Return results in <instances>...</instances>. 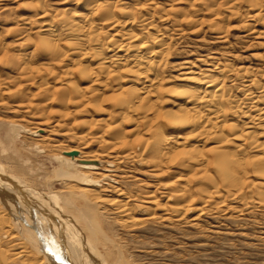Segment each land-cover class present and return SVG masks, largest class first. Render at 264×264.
<instances>
[{"label": "bare ground", "instance_id": "bare-ground-1", "mask_svg": "<svg viewBox=\"0 0 264 264\" xmlns=\"http://www.w3.org/2000/svg\"><path fill=\"white\" fill-rule=\"evenodd\" d=\"M81 2L79 11L77 7ZM225 2L232 6L247 2V9L251 11L253 8L259 13L264 10L259 0ZM153 7L158 8L155 0H70L60 11L42 6L36 9L37 21L31 17L22 20L24 29L19 42L0 46V59L14 62L16 66L14 75H0V96L9 93L10 86L16 84L19 89L25 88L20 92L10 90L16 92L17 97H22L28 88H35L37 96L52 101L57 95L59 103L67 108L73 103L76 108L87 104L97 109L102 100L112 102L116 109L112 116L115 124L103 123L106 125L98 127L92 140L102 145L104 158H85L80 149L78 151L79 147L74 150L77 157L52 155L56 173L46 191L26 177L32 170L27 173L25 164L21 163L20 168L14 165V168L0 161V237L18 242V258L25 257L31 248L37 258L33 264H102L97 255L92 254V240L96 244L110 243L111 249H116L120 256L116 264H126L122 247L104 229L105 225L102 227L105 218L118 220L119 229L126 232L141 229L150 220H181L189 217L190 211H195L196 216L191 218L195 221L212 210L220 215L231 209L232 214L240 216L253 207L264 208V94L261 85L246 68H238L243 76L246 74L244 78L241 75L246 85L240 84L248 90L242 100L233 101L227 93L229 87L225 89V76L227 73L233 76L235 70L226 65L219 66L223 67L221 69L215 64L200 72L185 71L179 75L181 83L171 84L173 76L168 75L166 68L170 55L167 29L159 28L153 15L144 13ZM171 7L163 8L161 18H169ZM207 9L214 12L215 7L211 3ZM172 20L179 25V19ZM111 47L112 52L108 50ZM43 56L53 62L38 63ZM84 82L88 86H83ZM167 95L182 97L183 103L166 108ZM247 102V110L242 111ZM27 105L19 104L14 112L22 111L23 106L25 111L33 107L38 111L40 106L36 102L33 107L30 103ZM56 112L60 120L68 116L67 111ZM60 120L53 122L52 127L64 125ZM46 121L45 124L51 123ZM52 127L49 128L53 130ZM183 130L189 133L183 135ZM22 131L34 135L35 131L44 129L29 131L15 121L10 124L8 138ZM47 137L37 141L39 151H45L44 145L50 141ZM74 138L82 147L91 144L87 135ZM195 140L200 141L201 146L194 145ZM57 146L62 145L58 143L54 147ZM111 158L112 161L108 160ZM138 159L146 161L152 176L168 177L167 182L158 183L165 190L164 198L155 192L154 196L152 192L139 193L132 189L134 186L125 187L131 177L128 163ZM33 171L41 174V170ZM57 182L64 184L62 189H57ZM136 200L144 202L133 205ZM187 203L192 204L189 207ZM78 220L85 223L84 228L79 229ZM1 251L0 256L5 252Z\"/></svg>", "mask_w": 264, "mask_h": 264}, {"label": "rangeland", "instance_id": "rangeland-1", "mask_svg": "<svg viewBox=\"0 0 264 264\" xmlns=\"http://www.w3.org/2000/svg\"><path fill=\"white\" fill-rule=\"evenodd\" d=\"M68 1L70 2V0H0V31L2 32L0 46L4 47L8 43H16V41L19 42L22 39V31L24 29L22 20L24 18L31 17L32 20L37 21L35 20L38 19V16H36L37 8L46 6L52 11H60L69 4ZM169 1L170 0H155L158 8L153 7L144 13L147 14V16L153 15L152 19L154 18V23L159 28H162V30L167 29L169 36L168 38L171 39V41H169L170 39L168 40V54L170 53V55H168L169 58L166 59V65L169 64V66H166L167 72L169 73L167 74L170 75V77L173 76L170 78L171 84H177L179 81L181 83L182 81L179 79V75L185 71L194 70L193 72H200L199 70H207V68H211V66L214 64L218 67H224L226 65V68H234L235 70L233 71L235 72L233 76L231 73L230 75L227 73V76H225V89L229 87L227 89V93L230 94L233 101H238V99L242 100L245 96L244 94L246 93V90H248V87L243 89L246 86L243 85L245 82H243V79H241L243 72L240 71V67L246 68L249 72L248 74H254L252 76L256 78L257 82H259L262 87L261 91L264 94V10L259 13L256 8H253L251 11L250 8L247 9V2H242L235 6L233 5V7L232 5L226 3L225 0ZM211 3L215 7V10L214 12L211 10L210 12H207L209 11L207 6ZM259 4L264 8V0H259ZM81 5H83L82 2L77 7V10L81 11ZM169 6H172V10H169V18H161V16L164 14L163 8H170ZM186 11H188L190 15L187 14ZM257 12L259 13L257 15L261 16L258 17L255 14ZM173 18L180 20L179 25L175 24V21L172 20ZM177 26H180V28ZM10 28H16L17 30L13 31ZM173 28H175L176 31H174ZM32 48L30 49L31 51L33 50ZM108 50H111L110 52H112V47ZM10 52H14V50H11ZM108 54L112 55L113 53ZM41 58L39 59L40 61L38 63H44L47 65L53 62L47 56H43ZM14 65V62H11L7 59H0V75H14L13 72L16 67ZM223 67L219 68L222 69ZM237 69L240 72H237ZM245 75L246 74H244L243 78L246 77ZM176 76H179V80L176 79ZM75 78L73 80L78 81V77L76 79ZM174 78L177 81H174ZM240 82L243 84H240ZM52 85H54V83H52ZM82 85L88 86V84L85 82L82 83ZM17 87L18 86L16 84H12L10 86V90L16 91V89H18L17 91L20 92V90L25 89H19ZM10 90L9 93L0 96V161H2V163L6 164L7 166L12 165L11 167H14L15 165L19 168L21 167V163L25 164L28 168L27 173H30V169L32 170L31 173H33L32 175L30 173L31 176L26 174V177L32 179L34 182H37L38 184L34 185H38L42 191H46L48 183L55 179L56 167L55 165L53 166V162L51 161L52 155L61 154L65 156L77 157V152L75 154L73 153L75 152L74 150H77L76 147H79L78 151L80 149V154L84 155L85 158H104V148L100 143H93L92 140L96 135V130L100 129L98 127H104L106 125H103V123H107L108 125V123L110 124L116 122L115 118L112 117L116 113V109L112 102L107 103L101 100L99 101L100 106L97 109L87 104H83L81 105L82 107L76 108L73 103V106L69 103L67 108L64 104L59 103L57 95L54 96V100L50 101L47 99V101L45 100V97L43 98L39 95L37 96L36 93L38 92L35 88H28L25 91L26 93H23V95H25H22V97L21 95L18 97L14 96V93L17 91L13 93ZM173 97L169 95L165 96L166 99H164V106L166 108H172L174 107L172 106L174 104L177 107L183 103V99H181L182 97L177 96L175 98V95H173ZM22 100L23 102H20ZM31 102H33V104ZM35 102L36 105H40V109L38 107V111L35 107H33ZM28 103H30V107H33L30 108L31 111H25L24 109L29 106L27 105ZM233 103L235 105V102ZM233 103L230 105L234 106L232 105ZM19 104H25L26 107L23 106V112L21 110L14 112L17 110L16 106ZM248 106L249 104L247 102V104L243 105L242 111L247 110ZM91 107L93 108V111ZM40 110L41 112H39ZM57 110L67 111L68 116L64 117L63 119L61 118L60 120L59 114L57 112L55 113ZM45 116H48V118H45ZM47 119L51 122L49 123L50 125L48 123L45 124ZM57 119L60 120V123L64 124H61L63 128H61L60 125L57 126L58 128L56 127L57 129L52 127ZM15 121L17 123L23 124L26 130L35 131L43 128L44 131H35L34 135L28 134L26 131H22V133L20 132L19 134L15 135L12 137V139L8 138L10 124ZM50 126L53 128V130L49 128ZM181 132L183 135H185L189 133V130H183ZM81 134L87 135V140L89 143H91L87 145V147H82L79 145L77 143L78 141H76V138H74L75 136H79ZM45 136H48L47 138H49L50 141L44 145L45 151H39V148L37 149L38 146H36L38 145L37 141ZM132 138H135V136ZM51 142L53 144H51ZM57 142L62 145L61 148L59 146L54 147L55 145H58ZM192 143L194 145L201 146L200 141L195 140L192 141ZM92 145H94V147ZM97 149H100V151L98 152ZM36 152H41V154ZM120 152H122V150H120ZM114 153L117 152L114 151ZM27 154L30 155L31 159L33 157L34 161L31 160ZM15 160L17 161L15 162ZM108 160L112 161V158ZM131 162H129L127 166V169H129L128 171L130 172L128 173L131 175V177L125 187L127 186L126 188L129 189V187L132 188L134 186L132 189H136L135 191L139 193L152 192L153 196L156 194L157 196L164 198L166 194L163 195L162 192L165 190L162 189L163 186L158 185V183L167 182L169 180L168 177L166 175H159L156 177L154 175L152 176L149 173V166L144 160L140 161L138 159L133 160V163ZM40 167L43 169H40ZM33 170H41V174L40 172ZM20 173L21 171L19 174ZM20 175L24 177V175ZM57 183H59L56 186L57 189H62L64 184H62V182ZM156 184L158 185L157 189H155ZM193 188L195 189L196 187ZM171 189L168 190L170 193L172 191ZM250 197L251 196L248 198ZM143 202V200H136L132 204L141 205ZM191 204L192 203H187L189 207ZM232 211L233 210L230 209V212L227 210L225 211L226 213H221L220 215L216 213V215L214 210H212V213L203 215L200 217L201 219L199 218L195 221H192L191 219L195 211H190L187 214L189 217L184 216L185 218L183 217L184 220L181 219L182 221L180 219L178 220V218H173L172 220L163 218L162 220H157L159 222L156 220H150L152 222L149 221L145 223L144 227H141V229L136 228L134 231L126 232H122V230L119 229V222H117L118 220H114L113 218H105V222L102 221V227L105 225V228H103L106 229V231L114 238L116 242L118 241L116 244H118L120 248L122 247L121 249L126 264L128 261V264H264V208L253 207L248 211L243 212L240 216H238V213L232 214ZM194 216H196V213ZM77 222H79V224H77L79 229L80 227H85V223L83 224L82 221L78 220ZM194 223H197L199 226L197 227L196 224L194 225ZM135 233L137 235L136 237H134ZM84 235L89 236V233ZM120 239L122 241H120ZM88 240L90 241V239ZM17 243L18 242H16L15 239L0 237V245L4 247L3 248L0 246V253L3 252L1 251L2 249L5 251L4 254L0 256V262L4 263L5 261L4 264L35 263L37 258L31 251V248H29L25 257L23 256L18 258V255L16 256V253L19 252V246L16 245ZM96 243L97 242L92 240L90 241V244H93L91 246L92 254L94 253L93 255H97L96 257L102 264H116L120 260L117 250L111 249L112 245H110V243L104 242V244L102 241H100L98 244ZM101 243L103 244L101 245ZM8 245H10L12 248ZM6 247H8V249L11 248L12 250H6ZM8 254L10 255V260ZM5 255L8 258H6Z\"/></svg>", "mask_w": 264, "mask_h": 264}, {"label": "water", "instance_id": "water-1", "mask_svg": "<svg viewBox=\"0 0 264 264\" xmlns=\"http://www.w3.org/2000/svg\"><path fill=\"white\" fill-rule=\"evenodd\" d=\"M76 152H74L73 154H75Z\"/></svg>", "mask_w": 264, "mask_h": 264}]
</instances>
